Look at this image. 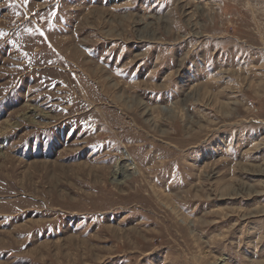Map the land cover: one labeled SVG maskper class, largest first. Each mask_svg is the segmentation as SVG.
Segmentation results:
<instances>
[{
  "label": "rangeland",
  "instance_id": "374dc122",
  "mask_svg": "<svg viewBox=\"0 0 264 264\" xmlns=\"http://www.w3.org/2000/svg\"><path fill=\"white\" fill-rule=\"evenodd\" d=\"M0 143V264H264V0H0Z\"/></svg>",
  "mask_w": 264,
  "mask_h": 264
},
{
  "label": "bare ground",
  "instance_id": "6f19581e",
  "mask_svg": "<svg viewBox=\"0 0 264 264\" xmlns=\"http://www.w3.org/2000/svg\"><path fill=\"white\" fill-rule=\"evenodd\" d=\"M24 116H26V114L24 115ZM1 144V143H0ZM125 159V158H124ZM129 165H130V163H129ZM118 167V166H117ZM132 167H130L128 170H130ZM127 171H125V170H123L122 169V167H118L116 170H115V172H114V176H116L117 174H120V176L123 178V177H125L127 174ZM114 179H116V177L114 178Z\"/></svg>",
  "mask_w": 264,
  "mask_h": 264
},
{
  "label": "snow or ice",
  "instance_id": "6c2138e0",
  "mask_svg": "<svg viewBox=\"0 0 264 264\" xmlns=\"http://www.w3.org/2000/svg\"><path fill=\"white\" fill-rule=\"evenodd\" d=\"M40 34H41V35H43V33H42V32H41Z\"/></svg>",
  "mask_w": 264,
  "mask_h": 264
}]
</instances>
